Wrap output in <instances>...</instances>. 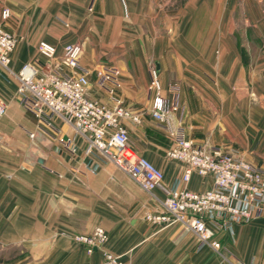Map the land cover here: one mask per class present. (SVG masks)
<instances>
[{"label": "crops", "instance_id": "0c3cea01", "mask_svg": "<svg viewBox=\"0 0 264 264\" xmlns=\"http://www.w3.org/2000/svg\"><path fill=\"white\" fill-rule=\"evenodd\" d=\"M125 1L132 12L139 8L146 19L153 6L160 7L166 16L161 25L166 32L154 38L157 51L153 58L160 63L165 89L173 83L181 86L187 120L194 111L188 92L209 91L210 85H205L208 77L220 78L221 85L215 91L223 93L225 99L224 93L235 87L234 119L228 116L230 106L225 101L220 104L223 117L218 133L189 126L188 138H194L197 144L209 140L223 145L231 139L238 146L240 141L241 148H231L244 154L246 144L242 141L250 139L245 136L247 125L253 119L256 131L259 122L255 119L264 116V99L258 105L260 113L259 108L253 109L258 101L251 105L243 96L240 99L245 90L264 93V0ZM90 3H95V13L101 14L85 15ZM117 3L119 0H0V23L19 39L13 69L19 71L28 61H45L38 51L41 40L53 43L62 53L63 44L74 38L63 31L68 24L74 25L78 36L80 29H92L94 33L95 29L109 27L115 17L123 19L122 6L115 10L110 7ZM4 8L11 11L9 21L1 17ZM35 12L48 14L38 16L42 20L36 21ZM97 31L99 34L92 35L93 42H105ZM248 31L253 33L252 38ZM137 42L148 44L152 39L143 36ZM254 43L261 46L250 55L241 52L240 45ZM216 44L219 53L212 47ZM151 55L141 53L140 60L151 59ZM100 57L88 50L81 59L92 72L90 97L114 107L113 87L97 81L96 62ZM145 74L147 79H143L142 71L130 68L117 93L141 118L140 122L126 121L131 148L164 172L163 183L154 195L98 152H88L85 140L60 117L52 115L50 124L39 120L30 100L24 101L19 94L17 77L0 70V106L5 108L0 118V264H102L104 250L121 256L125 264H262L264 214L250 223L234 224L232 231L216 229L219 251L211 245L199 247L195 233L179 223L147 218L162 210L161 200L181 178L184 166L166 155L172 139L152 116L147 67ZM254 137L264 139V133L254 132ZM69 140L77 147L76 152L64 145ZM259 151L264 156V149ZM212 184V177L194 174L187 186L203 191ZM96 227L106 230L108 242L106 249L95 248L89 253L87 245L75 237L90 234Z\"/></svg>", "mask_w": 264, "mask_h": 264}, {"label": "built area", "instance_id": "2783aa9c", "mask_svg": "<svg viewBox=\"0 0 264 264\" xmlns=\"http://www.w3.org/2000/svg\"><path fill=\"white\" fill-rule=\"evenodd\" d=\"M10 14L9 8L1 11L3 20H8ZM18 44V37L0 24V70L17 77L19 94L24 101L30 100L37 118L50 124L52 115L60 117L85 140L88 152H98L144 191L154 195L163 183L164 172L131 148L126 126V121L140 122V117L125 108L119 99L114 107H109L90 98L92 83L80 61L84 44H66L59 53L53 43L41 40L38 51L45 61H28L15 71L12 63ZM117 76L116 70H100L97 81L99 85L120 86ZM153 76L158 91L161 89L158 73L154 71ZM171 90L179 96L176 87ZM178 105L171 107L161 93L153 101L152 116L168 128L172 139L167 155L183 163L184 170L161 200L162 210L147 218L166 224L179 223L195 233L199 247L211 245L219 251L221 242L216 238V229L232 231L234 224H247L263 216L264 170L222 147L196 144L181 125L169 127L170 109H177ZM4 113L5 108L0 106V118ZM71 143L69 140L64 145L76 152L77 147ZM194 174L212 177V186L203 191L191 190L187 184ZM75 238L92 253L95 248H102L109 237L103 227H96L90 234H77ZM102 264H124V260L104 250Z\"/></svg>", "mask_w": 264, "mask_h": 264}, {"label": "rangeland", "instance_id": "374dc122", "mask_svg": "<svg viewBox=\"0 0 264 264\" xmlns=\"http://www.w3.org/2000/svg\"><path fill=\"white\" fill-rule=\"evenodd\" d=\"M106 3V2H105ZM122 6V10H123V19H118V18H114L113 21H111V25L109 27H106L105 29H95L94 33L92 29H80L79 31V35L77 36V29L74 28L73 24H68L67 26H64L63 31H66V33L68 34L69 37H74L71 38L72 42L70 41H66L63 44V50H64V46L66 44L69 43H83L84 44V51L83 54L85 52H87L88 50H90V52L92 50L96 51V53L100 54V59L97 60V69H96V74L98 76V72L100 70H106V69H111V70H116L118 72V76L117 79L120 82V86H115L113 84H107L109 85L108 87H113L111 88L112 90V99L114 101L115 104H117V100L119 99L121 100V104L127 108L128 110H130L131 112H133V109L129 108L126 104L125 101L122 97H120V95L117 93V90H119L120 88H122V84H123V80L125 77V74H128L130 71V68L136 69L138 73H140V71H142L143 73V79H147V77L145 76V71H146V67L148 68V70H150V78L149 79V83H148V89H149V93L153 96V101L155 96L158 93H161L164 97H166L169 102L171 103V107L174 106L175 103H179L177 109H170V118H169V127L173 125L177 126V125H181L186 133L187 130L189 128V126H191L192 130H200V131H206L208 133H218V131L220 130V125H221V121H222V117H223V113L221 114V108H220V104L227 103L230 107H228V116L231 115V117L234 119V116L232 113H234L236 111L235 108V104H236V90L235 87H233V91L230 92H225L224 94H226V99L223 97V93H220L219 91H215V88L217 89L220 85H221V81L219 77H208L209 79H206V83L205 85L209 84L211 89L207 92H198V91H189L188 92V97H189V101H191L192 103V107H193V112H195L197 115L193 116V112H191L190 114V118L188 115V120H192L195 122L189 123V121L187 120V105L184 104L183 102V91L182 88L179 84H169V86L167 87V89H165V87L162 84V77L160 75V73H158L154 67V56L153 54L157 51L156 47L157 44H155V37L157 36V34H161L163 32H166L165 29H163L161 27V25L163 23L166 22V16L164 15V13L159 11V8H156L155 6H153V11H149L148 12V17L147 19L145 18V14L140 13L139 8L137 6L138 9L135 8V11H131L126 3L125 0H119V4H115V5H110L111 8L114 7L113 10L116 9V7H121ZM87 8V12L85 13V15H90L91 14H101V13H95L96 5L95 3H90L87 4L86 6ZM114 15H116L115 11ZM159 12V13H157ZM27 13V12H26ZM22 14V13H20ZM44 14H48V13H41V12H35V17L37 18L36 21L38 20H42L41 17H38L40 15H44ZM56 14H60V13H55ZM26 15V14H25ZM32 15V14H30ZM10 16H12L10 14ZM10 18V17H9ZM8 18V19H9ZM33 20V19H32ZM4 21H9V20H4ZM1 24V23H0ZM2 25V24H1ZM3 26V25H2ZM4 27V26H3ZM4 29H6L4 27ZM7 31L11 32L10 30L6 29ZM100 31V34L104 36L105 42H93V36H95V34H99L98 31ZM12 33V32H11ZM92 33V34H91ZM89 34V35H88ZM253 33H251L250 31H248V35H250V37L252 38ZM76 35V37H75ZM149 37L150 39H152V43H139L137 42V40L140 39V37ZM18 37V36H17ZM114 37V38H113ZM97 39V38H96ZM107 39V41H106ZM115 39V41H114ZM137 39V40H135ZM261 45L258 44H250V45H240V50L243 53H247L248 55H250L249 53L255 51V49H257V47H259ZM213 49L219 53V45H212ZM243 50V51H242ZM141 53H151V59H142L140 60V56L139 54ZM82 54V56H83ZM82 59V57H81ZM81 61V60H80ZM82 68L88 72V76L91 75L92 72H90V70L86 67H84L81 64ZM221 66V63H220ZM156 71L158 73V79L159 82L161 84V89L157 91V88L155 86V83L153 84V72ZM172 87H176L179 92V96H176V93L173 92L171 89ZM240 94V93H238ZM264 94V93H263ZM263 94L262 93H254L251 90H245V92H242L240 94V99H242V96L244 98V102L245 103H253L255 101H258L257 108H253V109H258V105L259 102L261 103V101L264 99L263 98ZM222 95V96H221ZM259 99H258V96ZM91 98V97H90ZM93 99V98H92ZM239 99V100H240ZM96 100V99H94ZM206 100V101H204ZM98 101V100H97ZM240 102H242V100H240ZM264 104V103H263ZM252 105V104H251ZM262 107V105H260ZM153 107V105H152ZM152 111V110H151ZM262 111V109H258V113H260ZM249 112H252V107L249 108ZM134 113V112H133ZM135 115H138L140 117L139 114L134 113ZM251 114V113H249ZM252 117V116H251ZM250 117V118H251ZM176 118V121L174 122ZM249 118V119H250ZM212 119V120H211ZM141 120V118H140ZM256 122L258 121L259 124L256 125V131L255 129H253L252 123H254L253 119L250 121L251 123H249L247 125V130L245 132V136H250V139L246 138L244 141L246 146L242 148V152L240 151L241 154L237 153L233 148L234 146H237V141L229 139L228 141L226 140L224 142V144H220V143H216V144H211L212 142L209 140H205V141H201L203 142V144L200 145H207V146H218V147H222L223 149L229 150L234 152L236 155H238L239 157L247 160L248 162L252 163L253 165L260 167L264 170V167H262V165L264 164V156L261 155L260 151L261 148L264 149V139H260V138H253L254 132L255 135L259 134V133H264V116H261L260 119H255ZM216 122V123H215ZM198 123V124H197ZM215 123V124H214ZM196 125V127L193 125ZM214 124V125H213ZM199 125V126H197ZM167 130L168 128L165 127ZM188 137V136H187ZM190 139H194V138H190ZM194 141V140H193ZM195 142V141H194ZM238 146L240 145V141L238 142ZM197 144V143H196ZM172 145V143H171ZM237 146V147H238ZM171 147V146H170ZM241 148V146H239ZM169 150V149H168ZM167 150V151H168ZM167 155V153H166ZM168 157V155H167ZM168 159L170 160H175L172 159L170 157H168ZM177 161V160H176ZM159 167V166H158ZM160 168V167H159ZM108 242V241H107ZM106 245H103V249L105 248ZM117 255V254H116ZM122 258V257H121ZM125 264V262H124Z\"/></svg>", "mask_w": 264, "mask_h": 264}, {"label": "water", "instance_id": "95a60500", "mask_svg": "<svg viewBox=\"0 0 264 264\" xmlns=\"http://www.w3.org/2000/svg\"><path fill=\"white\" fill-rule=\"evenodd\" d=\"M154 67H155V69H156V71L159 73L160 72V63H159V61H154Z\"/></svg>", "mask_w": 264, "mask_h": 264}]
</instances>
